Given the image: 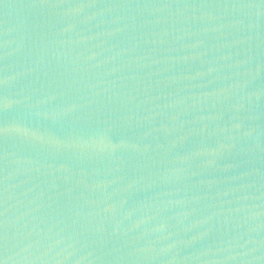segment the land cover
Returning a JSON list of instances; mask_svg holds the SVG:
<instances>
[{
	"label": "water",
	"instance_id": "obj_1",
	"mask_svg": "<svg viewBox=\"0 0 264 264\" xmlns=\"http://www.w3.org/2000/svg\"><path fill=\"white\" fill-rule=\"evenodd\" d=\"M0 264H264V0H0Z\"/></svg>",
	"mask_w": 264,
	"mask_h": 264
}]
</instances>
